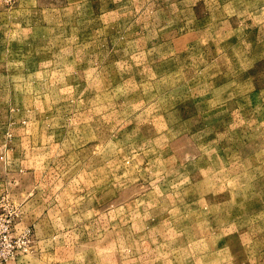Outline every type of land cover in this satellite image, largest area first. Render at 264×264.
Here are the masks:
<instances>
[{"label": "rangeland", "instance_id": "rangeland-1", "mask_svg": "<svg viewBox=\"0 0 264 264\" xmlns=\"http://www.w3.org/2000/svg\"><path fill=\"white\" fill-rule=\"evenodd\" d=\"M0 264H264V0H0Z\"/></svg>", "mask_w": 264, "mask_h": 264}]
</instances>
